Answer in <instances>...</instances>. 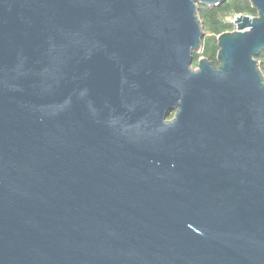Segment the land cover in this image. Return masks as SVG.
<instances>
[{
  "label": "water",
  "instance_id": "1",
  "mask_svg": "<svg viewBox=\"0 0 264 264\" xmlns=\"http://www.w3.org/2000/svg\"><path fill=\"white\" fill-rule=\"evenodd\" d=\"M223 1L0 0V264H264V0L193 68Z\"/></svg>",
  "mask_w": 264,
  "mask_h": 264
},
{
  "label": "trees",
  "instance_id": "2",
  "mask_svg": "<svg viewBox=\"0 0 264 264\" xmlns=\"http://www.w3.org/2000/svg\"><path fill=\"white\" fill-rule=\"evenodd\" d=\"M197 14L203 27L204 39L202 40L200 52L193 54V67L197 66L198 59L201 57L208 59L213 62V64L218 63L216 59L218 50L216 38L221 33L233 30V24L226 20L229 16H256L257 12L251 6L250 2L246 0H224L217 6L199 4L197 7ZM255 59L264 75V49Z\"/></svg>",
  "mask_w": 264,
  "mask_h": 264
},
{
  "label": "built area",
  "instance_id": "3",
  "mask_svg": "<svg viewBox=\"0 0 264 264\" xmlns=\"http://www.w3.org/2000/svg\"><path fill=\"white\" fill-rule=\"evenodd\" d=\"M238 16H240V15H232V17H233L234 20H232V21L229 20V21H228V22H230V23L233 24V30H234V28H235V26H236L235 20H236V18H237ZM229 17H231V16H229ZM232 17H231V18H232Z\"/></svg>",
  "mask_w": 264,
  "mask_h": 264
},
{
  "label": "rangeland",
  "instance_id": "4",
  "mask_svg": "<svg viewBox=\"0 0 264 264\" xmlns=\"http://www.w3.org/2000/svg\"><path fill=\"white\" fill-rule=\"evenodd\" d=\"M231 17H232V16H231ZM231 17H228L226 20H227V21H229V20H230V21L234 20L233 17H232V18H231ZM234 29H235V28H234ZM193 68H196V67H193Z\"/></svg>",
  "mask_w": 264,
  "mask_h": 264
},
{
  "label": "flooded vegetation",
  "instance_id": "5",
  "mask_svg": "<svg viewBox=\"0 0 264 264\" xmlns=\"http://www.w3.org/2000/svg\"><path fill=\"white\" fill-rule=\"evenodd\" d=\"M204 39V38H203ZM202 48V47H201ZM218 51V50H217ZM204 58V57H203ZM208 60V59H207ZM213 63V62H212ZM214 65H216V66H218L219 65V63H217V64H214ZM172 116H173V114L171 115V117H169V118H172Z\"/></svg>",
  "mask_w": 264,
  "mask_h": 264
}]
</instances>
